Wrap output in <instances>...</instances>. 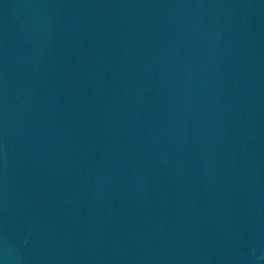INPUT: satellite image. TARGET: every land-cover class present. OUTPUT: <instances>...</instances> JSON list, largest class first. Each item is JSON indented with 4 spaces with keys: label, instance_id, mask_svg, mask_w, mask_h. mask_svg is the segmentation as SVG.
<instances>
[{
    "label": "water",
    "instance_id": "water-1",
    "mask_svg": "<svg viewBox=\"0 0 264 264\" xmlns=\"http://www.w3.org/2000/svg\"><path fill=\"white\" fill-rule=\"evenodd\" d=\"M0 264H264V0H0Z\"/></svg>",
    "mask_w": 264,
    "mask_h": 264
}]
</instances>
